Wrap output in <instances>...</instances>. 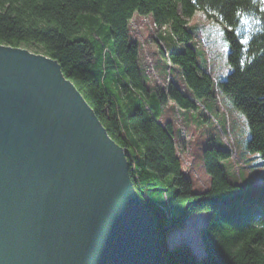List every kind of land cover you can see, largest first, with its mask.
<instances>
[{
	"label": "trees",
	"instance_id": "16d2710c",
	"mask_svg": "<svg viewBox=\"0 0 264 264\" xmlns=\"http://www.w3.org/2000/svg\"><path fill=\"white\" fill-rule=\"evenodd\" d=\"M197 12L224 28L231 71L217 91L246 117L248 151L259 154L264 165V0H0V44L56 60L124 148L134 188L155 219L166 264H264V185L231 182L222 166L230 153L214 142L203 155L210 187L195 192L182 172L172 125L159 121L169 100L182 110L202 111L207 121L204 111H215V83L198 62L188 27ZM136 14L151 16L183 45L168 59L180 70L188 96L174 85L168 96L147 88L139 46L130 38ZM203 212L211 214L200 232L205 258L197 260L186 245L168 250L167 236Z\"/></svg>",
	"mask_w": 264,
	"mask_h": 264
},
{
	"label": "water",
	"instance_id": "95a60500",
	"mask_svg": "<svg viewBox=\"0 0 264 264\" xmlns=\"http://www.w3.org/2000/svg\"><path fill=\"white\" fill-rule=\"evenodd\" d=\"M0 264H166L124 148L56 60L2 44Z\"/></svg>",
	"mask_w": 264,
	"mask_h": 264
},
{
	"label": "rangeland",
	"instance_id": "374dc122",
	"mask_svg": "<svg viewBox=\"0 0 264 264\" xmlns=\"http://www.w3.org/2000/svg\"><path fill=\"white\" fill-rule=\"evenodd\" d=\"M188 27L195 35L192 45L198 62L215 83L217 112H213V115L205 112L203 104L190 97L203 109L205 117L209 118L207 121L202 117V111H185L174 102H167L171 105L166 108L159 121L163 127L167 124L173 127V142L182 163V172L191 179L195 192L203 193L208 190L211 179L205 171L203 155L216 142L219 147H225L230 153V159L224 160L222 166L231 182L251 181L264 185L263 160L259 154H251L248 151L250 129L246 117L234 106L230 98L223 94L219 96L217 91L218 81L224 80L231 71L228 63L229 44L224 28L209 20L203 12H197L189 20ZM130 38L139 46L140 69L150 91L163 92L168 96L170 85H174L183 94H188L180 70L168 59L171 50L183 48L172 36L169 28L160 27L151 16L136 14L130 21ZM161 49L167 59L162 57ZM29 51L36 53L33 49ZM210 215L203 212L186 219L182 228L175 229L167 236V249L186 245L197 260L205 258L200 232L207 226Z\"/></svg>",
	"mask_w": 264,
	"mask_h": 264
},
{
	"label": "crops",
	"instance_id": "0c3cea01",
	"mask_svg": "<svg viewBox=\"0 0 264 264\" xmlns=\"http://www.w3.org/2000/svg\"><path fill=\"white\" fill-rule=\"evenodd\" d=\"M171 105V103H169V104H167V106H165V107H163L162 108V114H161V116L159 117V119H160V121H161V118L164 116V114H165V110H166V108L168 107V106H170ZM216 105V104H215ZM214 112H217V108H216V106H214ZM200 111V110H199ZM210 113V112H209ZM212 115H213V112L211 113ZM202 117H204L203 116V114H202Z\"/></svg>",
	"mask_w": 264,
	"mask_h": 264
}]
</instances>
